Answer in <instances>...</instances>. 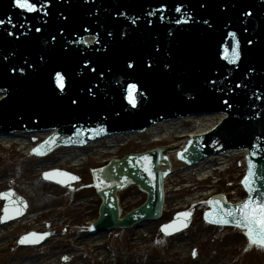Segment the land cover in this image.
<instances>
[{"label": "rangeland", "instance_id": "obj_1", "mask_svg": "<svg viewBox=\"0 0 264 264\" xmlns=\"http://www.w3.org/2000/svg\"><path fill=\"white\" fill-rule=\"evenodd\" d=\"M38 140L34 142L32 140L31 144ZM171 142L172 140L168 139L158 142L145 134L122 140L116 151L111 150L100 157L94 153L96 148L85 149L81 152L89 157L87 160L83 159L79 166L66 163L55 168L47 167L45 171L60 169L80 177V183L69 190L44 182L39 172L32 175L38 165L50 164L52 162L50 160L57 157V154L46 159H37L29 150L22 151L17 146L8 148L11 142L2 141L0 176L7 177L9 181L0 185V193L13 190L27 203L26 213L38 217L12 230L0 225V264H23L25 260L55 255L58 251L60 253L57 262L55 261L57 264H218L225 258L229 259V264H264V249L249 247L240 231L213 228L203 220L204 210L208 206L206 196L209 194L223 196L231 203L244 196L240 184L243 171V160L240 157L229 161L226 164L228 169L224 173L219 172L216 179L197 183L193 189L183 183L191 176L196 182L197 177L188 175V171L184 172L182 165L175 163L176 172L166 186L168 192L162 217L155 222L149 221L137 224L131 229L114 231L107 238H103L106 243L102 246L101 252L108 255L107 259L100 258L98 249L87 245L75 246L77 239L89 236L87 226L97 219L101 203L93 188L92 171L101 168L111 159H122L128 154H141L148 150L163 148ZM118 198L124 215L143 204L146 196L136 187L129 186L118 195ZM191 198L195 200L190 203ZM184 205L195 210L190 228L169 240L159 237V227L171 220L176 207L181 208ZM2 206L3 201L0 200V216ZM31 231L51 232L53 237L39 247H19L18 238ZM138 231L141 233L138 234ZM181 241L184 242L180 250L170 253L175 243ZM185 248H189L187 256L183 254ZM66 254L72 255L73 258L65 256ZM242 254L243 256H240ZM65 257L68 259L65 260Z\"/></svg>", "mask_w": 264, "mask_h": 264}, {"label": "water", "instance_id": "obj_2", "mask_svg": "<svg viewBox=\"0 0 264 264\" xmlns=\"http://www.w3.org/2000/svg\"><path fill=\"white\" fill-rule=\"evenodd\" d=\"M191 116H212V114L191 115ZM188 117L189 116H187L186 118L188 119ZM177 121H181V120L177 119L169 122H177ZM156 125H159V123H157ZM45 133L47 132H43V134ZM144 156L149 157V160L144 161L142 159V157ZM188 158L190 160L195 159L189 156ZM161 161H164V164H168V160L162 151H156L154 153H146L143 155H128L120 161H112L107 167L103 168L101 171H97L93 173V178L95 180V188L98 191V196L101 197L103 202L99 209L98 220L89 228L91 235H96L101 232L113 230L116 228H130L136 223L145 222L148 220H157L161 216L162 204H163L162 182L163 179L168 174H170V171L168 169L157 171L158 167L161 165L160 163ZM201 163L202 162L198 163L197 166H199ZM258 163H259V165H257L258 168L255 169V167H253V171H252L257 173L256 176L254 175L257 179V183L254 186H258L257 190L255 188L253 192L255 193V191H259L261 195H264V160H260ZM145 168H148L150 170L151 175H149L148 171H145ZM54 171L48 173H52ZM61 173H65V172H61ZM45 180L58 184L62 187L78 182V179L69 180L68 177L65 176H53L50 179H45ZM57 181H64V183L63 184L58 183ZM129 185H138L139 189L147 194V199L142 206L128 213L122 220H119L118 218L120 216V208L118 206V200L116 198V194L118 192L125 190ZM18 201H23V200L15 197V195L11 197L9 200H5L4 208L5 205H8L9 211L7 215L3 211V215L1 217L3 219L2 222L3 224H6L13 220H17L24 215L26 207H24L23 205H25V203L23 201V205H22L19 204ZM213 201L219 202V204L215 205L214 208L220 207L225 210L233 209V207L231 206L224 205L223 202L220 201L219 199H214ZM17 210L22 212V214H17ZM9 217H14V218H9ZM228 219L230 220V218ZM190 221H191V216L185 218L182 216L178 217L176 215L172 222L166 224V225L169 224L173 225V227L169 229V231L171 232L170 235L185 230L190 224ZM232 222L235 221L233 220ZM185 223L187 224L186 227L184 226ZM162 233L165 235L164 232ZM44 238L40 240L38 243L26 242L24 244H21L19 243L20 241L19 240L18 244L37 245L41 243L44 240Z\"/></svg>", "mask_w": 264, "mask_h": 264}, {"label": "bare ground", "instance_id": "obj_3", "mask_svg": "<svg viewBox=\"0 0 264 264\" xmlns=\"http://www.w3.org/2000/svg\"><path fill=\"white\" fill-rule=\"evenodd\" d=\"M224 115H221V113H213L212 116H189L187 120H181V121H177V122H161L159 123V125H155L154 127H150V129L147 131V135H150L151 137H153L155 140H158V142L163 141L164 139H168V140H172L171 143H169L168 146L163 147L161 149L164 150L167 158L169 159V169L172 172V175L168 178L165 179L164 181V187L166 188V186L169 184L170 179L174 176L173 174L176 172L175 168H174V164L176 163V155L179 151H181L184 146L186 145V141L187 138L192 135V136H199L200 134L205 133L206 131L212 129L213 127H215L219 121L221 120V118ZM51 133L47 132L45 134L42 133H37V134H30L26 136V139L28 140H38L40 139L45 140V138H47V136H49ZM26 134H19L17 136H23V138L25 137ZM131 137L127 136V137H115L111 139H104V141L95 143V146L93 148H96L97 150L94 151V153L100 157L103 154H107L108 152H110L111 150L116 151L119 147V143L122 142V140H129ZM176 138V139H174ZM2 141H5L6 143H10V142H14L15 144L18 145V147L20 148V150L22 151H26L29 150L30 148L33 147V145L31 144L30 141H23L20 139H16V137L12 136H2L1 137ZM0 141V146H1V142ZM31 144V146H30ZM35 146V145H34ZM83 150V149H82ZM93 152V151H92ZM58 155L57 157H54L50 164H40V166L38 165L36 170L33 171L32 175H36V173H40L43 172L45 170H47V167H53L55 168V166H58L60 164H66V163H70L72 164V166H79L81 164V162L84 160L88 159V155L84 152H81V150H71V149H61V150H55L54 152L51 153V155ZM242 154V156H244V152L243 153H239L237 155ZM232 155H236V154H228L225 155L224 157H218L216 159H208L203 161L199 166H195L192 169H195L194 171H191L192 173H196L198 175H205L211 171L214 170L216 165H222L224 163H227L229 160L228 158ZM234 157V156H232ZM231 157V158H232ZM221 158V159H220ZM245 158V156H244ZM244 167V166H243ZM164 168L163 166H160V169ZM191 173V174H192ZM190 174V173H189ZM188 174V175H189ZM9 181V179L5 176H0V185L6 184ZM165 192H168V189H165ZM215 194H209V197H212ZM223 200H225L224 197H221ZM189 200V199H188ZM195 200V198H191L189 201L190 203L193 202ZM187 201V200H186ZM185 201V202H186ZM238 202H235L236 204L239 203L241 201V198L239 200H237ZM184 202V203H185ZM233 203V204H235ZM38 217V215H25L23 219L18 220L16 222H13L9 225H7V227L9 229H15L20 225H26L27 221H34L36 218ZM141 232L138 231V234H140ZM103 238H107V234L104 232V234H99L97 236H88L85 238H79L77 239V241L75 242V246L76 247H81V246H89L90 248H95L96 250L98 249L100 252V258L101 259H107L108 255L105 252H101V248L104 244V240ZM202 241H204V239H202ZM184 241L181 242H177L173 248L170 250V253H176L177 250H180L179 248L182 246ZM200 242V241H199ZM252 246H256V245H252ZM177 247V248H176ZM257 247V246H256ZM232 247H229V249H231ZM58 251V250H57ZM61 251V250H60ZM184 256H187V254L189 253V248H185L184 249ZM58 253H60L58 251ZM58 253H56L55 255H49V256H41L39 258H37L36 260H25L23 264H57L56 259L58 257ZM61 255V254H60ZM69 254H66L65 256H68ZM70 258H73L72 255H69ZM231 256V254H230ZM229 259L225 258L223 260H221L220 262H218V264H228ZM56 261V262H55ZM215 264V263H212Z\"/></svg>", "mask_w": 264, "mask_h": 264}, {"label": "snow or ice", "instance_id": "obj_4", "mask_svg": "<svg viewBox=\"0 0 264 264\" xmlns=\"http://www.w3.org/2000/svg\"><path fill=\"white\" fill-rule=\"evenodd\" d=\"M15 4L17 7L24 9L26 11L32 12L36 11V8L34 5L30 2V0H15ZM180 9L177 8V11ZM207 23V21H205ZM228 58V57H225ZM239 58V51H238V45L234 46L231 50V59L230 62H235V59ZM129 67H133L132 64H129ZM56 80L58 82V86L63 89V77L57 73L56 75ZM129 96L128 100L129 103L132 104L133 107H135V101L134 98L132 97V90L136 88V85L130 84L129 86ZM75 103V101H73ZM34 154L41 155L43 154L39 148L33 150ZM144 161H148L149 157L144 156L142 157ZM145 171L149 172V175H151V172L148 168H145ZM253 175L252 172V165H249V174L248 176L245 177L244 183L246 187H248V190L251 191L252 189L249 186V177ZM53 176H65L68 177L69 180H77L78 177L71 176L68 173H61L58 170L52 172V173H45L44 178L45 179H50ZM58 183H64V181H57ZM14 196V193H0V199H5L9 200L11 197ZM19 204L23 205V201H18ZM212 205H218V201H211L209 202ZM26 207V205H23ZM5 214L7 215L9 209L8 205H5V208L3 209ZM17 214H22L19 210H17ZM178 217H190L191 213L189 212H184V213H178ZM209 216H215V219H209ZM229 217H231L235 221V226L236 227H243L246 229L245 235L248 240L249 247L252 245H256L257 247L264 248V200H259V201H253L251 198L245 200L241 205L234 209H228L225 210L220 207H215L212 213H206L205 214V219L208 220L209 223H218V224H228ZM9 218H14V217H9ZM0 222H3V219L0 218ZM185 227L187 224L185 223ZM173 225H164L161 227V231L165 233V235H170L171 232L169 231L170 228H172ZM179 230V229H176ZM49 235V233H44V234H37V233H29L28 236L21 237L19 243L24 244L26 242H34L38 243L40 240H42L45 236ZM247 251V248L245 249ZM195 255V252L193 253ZM65 260L68 258L65 257Z\"/></svg>", "mask_w": 264, "mask_h": 264}]
</instances>
